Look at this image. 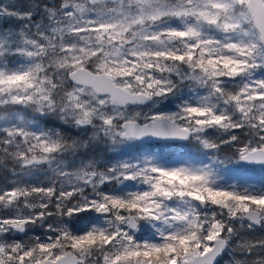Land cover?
<instances>
[{"label":"snow or ice","instance_id":"6c2138e0","mask_svg":"<svg viewBox=\"0 0 264 264\" xmlns=\"http://www.w3.org/2000/svg\"><path fill=\"white\" fill-rule=\"evenodd\" d=\"M0 171V264H264V0H0Z\"/></svg>","mask_w":264,"mask_h":264},{"label":"rangeland","instance_id":"374dc122","mask_svg":"<svg viewBox=\"0 0 264 264\" xmlns=\"http://www.w3.org/2000/svg\"><path fill=\"white\" fill-rule=\"evenodd\" d=\"M7 2H8V0H4V3H7ZM17 2L23 3V2H25V0H17ZM6 175H7L6 173L0 171V183L4 182V179H5ZM252 175L258 176L259 173L258 172H253ZM42 232H43L42 229H35L34 232L30 233V235H40ZM255 235L258 237L260 235H264V233L257 232V233H255ZM25 239H26V237H25Z\"/></svg>","mask_w":264,"mask_h":264}]
</instances>
